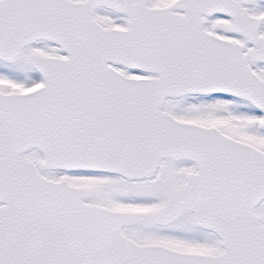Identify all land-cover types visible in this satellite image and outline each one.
<instances>
[{"label": "snow or ice", "instance_id": "6c2138e0", "mask_svg": "<svg viewBox=\"0 0 264 264\" xmlns=\"http://www.w3.org/2000/svg\"><path fill=\"white\" fill-rule=\"evenodd\" d=\"M0 264H264V0H0Z\"/></svg>", "mask_w": 264, "mask_h": 264}]
</instances>
